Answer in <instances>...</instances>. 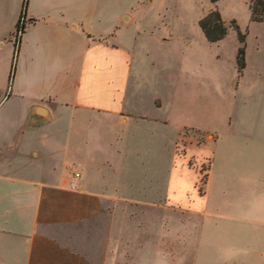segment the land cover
Instances as JSON below:
<instances>
[{
    "label": "rangeland",
    "instance_id": "1",
    "mask_svg": "<svg viewBox=\"0 0 264 264\" xmlns=\"http://www.w3.org/2000/svg\"><path fill=\"white\" fill-rule=\"evenodd\" d=\"M92 2L95 7H88L87 16L93 23L107 14L117 15L122 25L120 41L136 37L127 113L167 120L168 124L164 127L159 121L141 120L112 126L107 117L88 111L62 113L50 124L41 153L47 167L55 163L56 172H63L67 164L72 179V173L83 169L81 159H87L85 177L95 187L105 185L109 193L108 198L93 197L89 204L100 211L89 220L60 225L53 232L88 255L93 261L90 264H264V228L256 236L251 231L255 248L248 250L243 221L234 224L225 218L244 216V176L257 165L259 156L264 161V22L251 19V0H89ZM213 9L220 11L228 26L226 37L216 42L208 41L199 26ZM235 21L246 34L247 62L242 75L236 64L240 40ZM9 50L7 44L2 53ZM181 126L185 127L177 136L176 149L182 155L208 142L213 136L210 131L220 135L209 212L222 216L224 222L216 226L210 221L199 230L201 237H196L192 210L199 198L190 182L195 172L184 168L181 181L188 195L173 196L175 204H168L159 199L158 187L143 185L156 170L152 171L150 163L136 168L135 151L128 146L141 140L148 151L145 155L152 157V148L162 134L170 139ZM151 130L160 132L148 139ZM123 131H135L138 138L128 140L126 146L115 140V134ZM122 147L128 149L127 158L118 153ZM187 159L200 172L198 186L203 192L209 156L201 165L200 152L187 154ZM224 177L229 184H223Z\"/></svg>",
    "mask_w": 264,
    "mask_h": 264
},
{
    "label": "crops",
    "instance_id": "2",
    "mask_svg": "<svg viewBox=\"0 0 264 264\" xmlns=\"http://www.w3.org/2000/svg\"><path fill=\"white\" fill-rule=\"evenodd\" d=\"M22 2L0 0V264H90L93 261L88 255L76 251L53 231L60 225L89 220L100 211L90 206L93 197L108 198L109 193L105 185L95 187L91 179L85 177L87 159H81L83 169L81 173H72V179L66 171L67 164L63 172H56L55 163L47 167L41 153L42 147L47 145L50 124L57 122L62 113L83 111L107 117L112 126L154 120L165 127L168 121L148 115L133 117L127 113L131 106L128 96L136 37L129 42L120 41L122 25L117 15L108 17L107 14L93 23L87 11L88 7L94 9L95 2L89 3V0H28L27 18L35 19L27 24L20 37L16 71L9 86L14 32ZM7 44L10 50L4 54L2 50ZM38 106H43L46 112L36 113ZM184 127L181 126L170 139L163 131L159 143L152 148L155 150L152 157L145 155L148 151L140 139L141 142L136 139L134 145L128 146L135 151L138 163L132 164L136 168L150 163L154 170L152 166L149 170H156L148 175V183L140 184L158 187L159 199L168 204H175L173 196L188 195L185 194L186 184L181 181L184 168L195 172L189 181L199 196L196 208L192 209L198 237L210 221L216 226L224 222L222 216L209 212L220 135L217 131H210L213 136L208 142L198 149H187V154L200 152L199 165L209 156L205 189L200 193L199 170L191 167L187 154H179L176 149L177 136ZM158 132L151 130L148 139L157 136ZM135 134V131L118 132L115 140L124 141L127 146L128 140L132 142L137 137ZM118 153L127 158L128 149L118 148ZM263 165L259 156L256 168H248L244 176V216L225 217L234 224L243 221L248 250L255 248L251 231L254 229L256 236L264 228ZM160 170L164 171L163 174L158 173ZM97 174L102 176L100 170ZM227 182L224 177L223 184ZM223 189L224 193L227 192V185ZM197 252L195 248L194 259Z\"/></svg>",
    "mask_w": 264,
    "mask_h": 264
},
{
    "label": "trees",
    "instance_id": "3",
    "mask_svg": "<svg viewBox=\"0 0 264 264\" xmlns=\"http://www.w3.org/2000/svg\"><path fill=\"white\" fill-rule=\"evenodd\" d=\"M27 4H28V0H23L22 11L20 14V18H18L17 20L16 29L14 32V56L12 59L11 72L8 76L9 86L12 84L13 75L15 74L16 71V56H18L20 37L24 33L27 24L35 19L34 17L27 18ZM249 8H250L252 20L264 22V0H251V4ZM199 26L201 27L206 39L210 42H216L222 40L223 38L226 37L228 33V26H226V22L222 18V15L218 9H213L204 18L202 17ZM235 27L237 28L238 38L240 40V44L237 50L236 64L239 75H242L247 62L246 34H242L240 32L238 23L235 24ZM206 180H207V176L205 177V181ZM199 190L201 193L202 190L200 188Z\"/></svg>",
    "mask_w": 264,
    "mask_h": 264
},
{
    "label": "water",
    "instance_id": "4",
    "mask_svg": "<svg viewBox=\"0 0 264 264\" xmlns=\"http://www.w3.org/2000/svg\"><path fill=\"white\" fill-rule=\"evenodd\" d=\"M46 112V109L43 106H38L37 107V112L38 114H43Z\"/></svg>",
    "mask_w": 264,
    "mask_h": 264
},
{
    "label": "built area",
    "instance_id": "5",
    "mask_svg": "<svg viewBox=\"0 0 264 264\" xmlns=\"http://www.w3.org/2000/svg\"><path fill=\"white\" fill-rule=\"evenodd\" d=\"M76 175H78V173H76Z\"/></svg>",
    "mask_w": 264,
    "mask_h": 264
}]
</instances>
